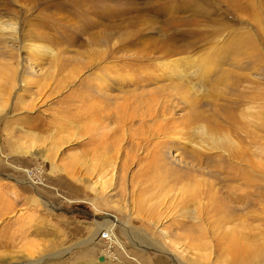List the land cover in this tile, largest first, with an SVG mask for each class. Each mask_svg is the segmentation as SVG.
Listing matches in <instances>:
<instances>
[{
  "label": "rangeland",
  "instance_id": "374dc122",
  "mask_svg": "<svg viewBox=\"0 0 264 264\" xmlns=\"http://www.w3.org/2000/svg\"><path fill=\"white\" fill-rule=\"evenodd\" d=\"M0 264H264V0H0Z\"/></svg>",
  "mask_w": 264,
  "mask_h": 264
},
{
  "label": "bare ground",
  "instance_id": "6f19581e",
  "mask_svg": "<svg viewBox=\"0 0 264 264\" xmlns=\"http://www.w3.org/2000/svg\"><path fill=\"white\" fill-rule=\"evenodd\" d=\"M12 147H13V146H12ZM240 173H241V172H240ZM234 195H235V194H234ZM223 198H224V197H223ZM225 199H226V198H225ZM106 224L112 226V224H111L110 222H109V223H103V224H101V225H100L101 227L99 228V230L101 231V232L99 231L100 233H103V232H104V233H106V232L108 233V231H107V229H106V226H107ZM102 226H103V227H102ZM101 228H103L104 231H103ZM97 230H98V229H97ZM97 233H98V232H97ZM97 233H95V234L93 235V238L97 236Z\"/></svg>",
  "mask_w": 264,
  "mask_h": 264
},
{
  "label": "built area",
  "instance_id": "2783aa9c",
  "mask_svg": "<svg viewBox=\"0 0 264 264\" xmlns=\"http://www.w3.org/2000/svg\"><path fill=\"white\" fill-rule=\"evenodd\" d=\"M109 234L106 232V233H102L101 234V238L105 241H111V237L108 236Z\"/></svg>",
  "mask_w": 264,
  "mask_h": 264
}]
</instances>
